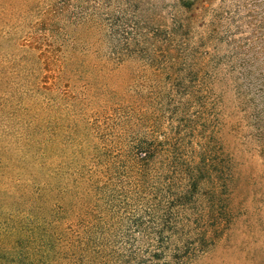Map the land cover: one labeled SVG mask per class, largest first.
Returning <instances> with one entry per match:
<instances>
[{
    "label": "trees",
    "instance_id": "trees-1",
    "mask_svg": "<svg viewBox=\"0 0 264 264\" xmlns=\"http://www.w3.org/2000/svg\"><path fill=\"white\" fill-rule=\"evenodd\" d=\"M104 2L0 0V264H188L239 190L233 155L213 169L171 111L118 105L69 127L64 79L106 55L90 35L111 33L114 58L160 51Z\"/></svg>",
    "mask_w": 264,
    "mask_h": 264
},
{
    "label": "rangeland",
    "instance_id": "rangeland-1",
    "mask_svg": "<svg viewBox=\"0 0 264 264\" xmlns=\"http://www.w3.org/2000/svg\"><path fill=\"white\" fill-rule=\"evenodd\" d=\"M121 1L131 44L134 31L150 32V46L160 51L114 58L107 55L111 33L90 35L106 55L79 59L64 79L69 127L95 124L118 105L175 113L181 137L203 149L213 169L233 155L240 178L228 213L210 218L219 226L212 244L188 264H264V160L262 140L254 139L256 126L264 128V0Z\"/></svg>",
    "mask_w": 264,
    "mask_h": 264
}]
</instances>
